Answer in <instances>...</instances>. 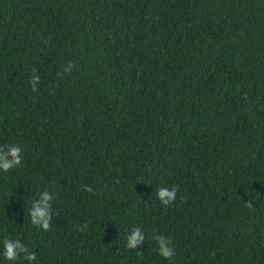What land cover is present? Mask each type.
<instances>
[{
	"label": "trees",
	"instance_id": "trees-1",
	"mask_svg": "<svg viewBox=\"0 0 264 264\" xmlns=\"http://www.w3.org/2000/svg\"><path fill=\"white\" fill-rule=\"evenodd\" d=\"M7 144L22 162L0 171V264H28L6 237L34 264H264V0H0ZM44 190L47 232L28 214Z\"/></svg>",
	"mask_w": 264,
	"mask_h": 264
},
{
	"label": "clouds",
	"instance_id": "clouds-1",
	"mask_svg": "<svg viewBox=\"0 0 264 264\" xmlns=\"http://www.w3.org/2000/svg\"><path fill=\"white\" fill-rule=\"evenodd\" d=\"M75 65L69 61L67 65H61L60 70L56 72V76L61 78L66 75H70ZM33 75L29 80V85L33 92H37L38 85L41 83V78L37 69H32ZM22 162V149L16 144L0 145V171L8 172L11 169L16 168ZM84 191L93 192V189L89 185L84 186ZM177 187H164L161 186L156 190L157 199L163 206H171L177 198ZM183 199V197H181ZM54 195L44 190L39 193L38 198L31 202L29 208V217L31 224L41 229L42 231H49L51 229L52 215V201ZM248 207H252V202H246ZM84 225L83 228H86ZM156 244L158 255L164 260L172 261L175 257L176 250L172 244L170 237H166L163 234H155L152 237ZM145 232L140 226H133L126 237L125 247L129 250H136L138 246L144 244ZM137 255H143L141 251H137ZM2 255L4 259L8 261H16L21 256L28 262V264H34L37 259L36 253L26 246L20 238L9 239L4 238L2 241Z\"/></svg>",
	"mask_w": 264,
	"mask_h": 264
}]
</instances>
